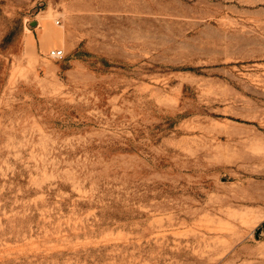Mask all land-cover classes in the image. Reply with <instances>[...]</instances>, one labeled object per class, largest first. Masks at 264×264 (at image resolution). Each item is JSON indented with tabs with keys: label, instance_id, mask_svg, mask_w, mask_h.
<instances>
[{
	"label": "rangeland",
	"instance_id": "obj_1",
	"mask_svg": "<svg viewBox=\"0 0 264 264\" xmlns=\"http://www.w3.org/2000/svg\"><path fill=\"white\" fill-rule=\"evenodd\" d=\"M0 264H264V0H0Z\"/></svg>",
	"mask_w": 264,
	"mask_h": 264
},
{
	"label": "built area",
	"instance_id": "obj_2",
	"mask_svg": "<svg viewBox=\"0 0 264 264\" xmlns=\"http://www.w3.org/2000/svg\"><path fill=\"white\" fill-rule=\"evenodd\" d=\"M49 56L51 58H62L64 56V52L62 49H52L49 52Z\"/></svg>",
	"mask_w": 264,
	"mask_h": 264
}]
</instances>
